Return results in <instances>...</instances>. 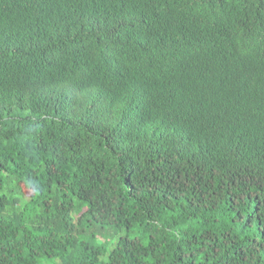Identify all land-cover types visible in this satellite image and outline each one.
Returning <instances> with one entry per match:
<instances>
[{"label": "trees", "instance_id": "16d2710c", "mask_svg": "<svg viewBox=\"0 0 264 264\" xmlns=\"http://www.w3.org/2000/svg\"><path fill=\"white\" fill-rule=\"evenodd\" d=\"M0 264H264V0H0Z\"/></svg>", "mask_w": 264, "mask_h": 264}]
</instances>
